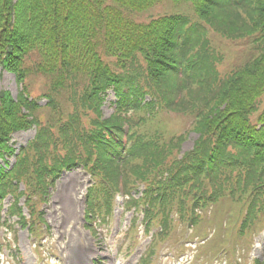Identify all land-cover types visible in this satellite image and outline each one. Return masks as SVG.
<instances>
[{
    "label": "trees",
    "instance_id": "16d2710c",
    "mask_svg": "<svg viewBox=\"0 0 264 264\" xmlns=\"http://www.w3.org/2000/svg\"><path fill=\"white\" fill-rule=\"evenodd\" d=\"M92 1L0 0V62L10 69L14 66L21 69L25 61H28L35 71L37 67L52 68L55 64H61L64 57L70 58L71 55L79 54L81 48H88L90 62L84 67L92 68L96 73L87 76L84 69L86 76L82 77L81 72L69 61L60 66L64 83L69 79L76 80L73 91L80 90L85 80L90 83V78V87L93 82L99 87V92L113 83L122 89L124 80L132 77L153 93L166 92L160 91L159 85L183 93L188 103L194 105L191 110L199 116L196 129L201 133V138L196 150L179 159L178 149L183 137H173L169 144H164L159 135V131H163L158 129L157 134L143 139L147 143V151L151 153L146 157L149 161L159 158L160 167L185 166L204 174L206 169L214 171L219 167L223 152L215 147L221 146L224 139L225 144L241 140L237 143L252 154L254 163L238 158L234 163L242 168L255 164V174L245 180L247 185L253 180L260 181L253 187L258 197L251 202H263L264 207V110L257 121L252 122L256 124L249 122L250 114L256 108V99L264 88V0H187L201 18L202 10L209 9L224 25L223 30L229 36L254 38L258 51L252 61L227 76L218 73L215 78L208 74L209 71L212 76L214 72L208 69L207 60L204 57L198 60L194 55L187 54L184 44L182 31L191 33L199 24L198 21L186 18L180 12L164 14L148 22L137 21L133 16L161 0H100L101 4H94V11L90 14L87 4ZM171 1L178 3L184 0ZM102 6L111 16V21L108 32L96 44L92 37L98 35L93 31L104 27L100 15ZM103 54H111L112 57L106 63L96 59ZM179 67L187 75L196 70L200 73L199 80L194 84H189V80L186 83L178 74ZM21 72H24L23 69ZM25 75L28 76L26 67ZM88 89L97 102L98 93L93 88ZM4 95L0 93V124L6 106L11 111L12 119H17L14 102L7 100ZM76 95L72 97L74 104L66 109L64 106V109L80 116L82 107L77 108ZM223 104L225 106L222 108ZM174 107L180 109L181 104H175ZM121 121L118 118L112 123L118 131L123 124ZM259 124L261 127L257 128ZM238 132L250 135L247 138L243 134L234 135ZM131 134L134 138L138 136L139 128L134 126ZM141 158L144 160L142 155ZM229 163L232 161L226 160V166ZM218 181L223 183L221 179Z\"/></svg>",
    "mask_w": 264,
    "mask_h": 264
},
{
    "label": "rangeland",
    "instance_id": "374dc122",
    "mask_svg": "<svg viewBox=\"0 0 264 264\" xmlns=\"http://www.w3.org/2000/svg\"><path fill=\"white\" fill-rule=\"evenodd\" d=\"M162 11V10H159ZM7 89L12 92L13 96L17 94V84L12 74L3 70L0 73V90ZM106 114L111 112L108 106L105 107ZM172 125L177 128L181 117L176 114L170 116ZM32 133H16L14 139L19 143H24L28 138L32 137ZM197 134H191L189 140L184 144V149L192 147L194 139ZM80 190L62 191L56 195L50 204L53 209L47 214V219L52 227V236L47 235L44 248L45 253L43 259L40 260L38 254L34 251V246L26 239L25 233H20V246L24 252L25 261L23 264H76L79 263L78 258L84 248H93L97 257L96 264H140V256L143 253L146 244L150 240V235L141 231L138 233L136 245H130V240L126 241L122 250L119 252L117 260L114 256L118 252V247L122 243L123 236L120 234L112 240L109 235H106V241L97 240L93 238L82 225L81 216L83 214V202L80 201ZM142 219V216H141ZM129 222V215L123 218L121 225L118 219H113L111 222V230L115 227H120L125 230ZM113 241V243H109ZM264 241V236H263ZM172 243L163 244L162 251L160 252L155 264H190L189 258L184 259L176 257L177 253H172L170 248ZM111 247L112 253L107 249ZM130 249L132 250L130 253ZM263 252V245L257 244L253 249V255L260 257ZM112 254V255H111ZM111 255V256H110ZM139 261V262H138ZM138 262V263H137Z\"/></svg>",
    "mask_w": 264,
    "mask_h": 264
}]
</instances>
